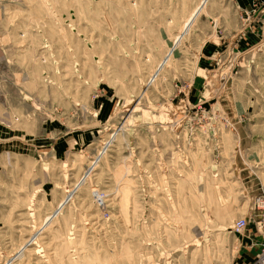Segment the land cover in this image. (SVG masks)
<instances>
[{
  "label": "rangeland",
  "instance_id": "374dc122",
  "mask_svg": "<svg viewBox=\"0 0 264 264\" xmlns=\"http://www.w3.org/2000/svg\"><path fill=\"white\" fill-rule=\"evenodd\" d=\"M263 194L264 0H0V264H261Z\"/></svg>",
  "mask_w": 264,
  "mask_h": 264
},
{
  "label": "built area",
  "instance_id": "2783aa9c",
  "mask_svg": "<svg viewBox=\"0 0 264 264\" xmlns=\"http://www.w3.org/2000/svg\"><path fill=\"white\" fill-rule=\"evenodd\" d=\"M93 196H94V201L97 207L99 208L103 207L104 203H106V202H103L105 200V195L103 193H100V194L93 193ZM255 206H256V210L258 211V215L260 218L258 221L260 224V227L258 230H260L262 234L264 235V194L261 197H259V199L256 200ZM248 223L249 222L246 217L238 218L234 223L233 229L236 233L242 234L247 229ZM262 247H263V252H264V241L262 242ZM260 263L264 264V256L262 258L260 257Z\"/></svg>",
  "mask_w": 264,
  "mask_h": 264
},
{
  "label": "crops",
  "instance_id": "0c3cea01",
  "mask_svg": "<svg viewBox=\"0 0 264 264\" xmlns=\"http://www.w3.org/2000/svg\"><path fill=\"white\" fill-rule=\"evenodd\" d=\"M242 2H243V4L244 5H250L251 4V2H252V0H242ZM208 7H209V4L207 5V7L200 13V15L197 17V19H196V21H195V23H194V25L196 24V22H197V20H198V18L201 16V14L203 13V12H205V10H207L208 11ZM194 10V9H193ZM193 10H189L188 12H187V18L191 15V13L193 12ZM185 16V17H186ZM194 25H193V27H194ZM192 27V28H193ZM251 28L253 27V26H250ZM246 29H248L247 27H246ZM191 31H192V29H191ZM251 31H254V32H256L254 29H251ZM191 33V32H190ZM190 35V34H189ZM189 35H187V37L189 36ZM217 37V35H216V31H214L210 36H209V39H216V41H218V38H216ZM254 36L252 35V34H249L248 36H246L245 37V41H247V42H253L254 41ZM205 42V41H204ZM204 42H203V44H204ZM202 44V45H203ZM202 55H199L198 56V54H197V60H198V58L199 57H201Z\"/></svg>",
  "mask_w": 264,
  "mask_h": 264
},
{
  "label": "bare ground",
  "instance_id": "6f19581e",
  "mask_svg": "<svg viewBox=\"0 0 264 264\" xmlns=\"http://www.w3.org/2000/svg\"><path fill=\"white\" fill-rule=\"evenodd\" d=\"M103 202H105V200H104ZM257 225H258V229H259V227H260V224H259V222H258V224H257ZM259 231H260V230H259ZM260 232H261V231H260ZM261 233H262V232H261ZM263 236H264V235H263ZM263 241H264V238H263ZM263 241H262V242H263ZM263 256H264V252H263V247H262V244H261V252H260V255H259V257H261V258H262Z\"/></svg>",
  "mask_w": 264,
  "mask_h": 264
}]
</instances>
